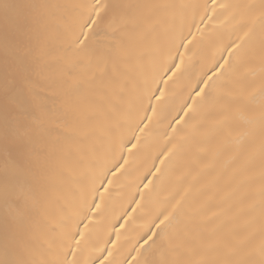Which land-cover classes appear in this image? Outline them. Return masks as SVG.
<instances>
[{"label":"snow or ice","instance_id":"snow-or-ice-1","mask_svg":"<svg viewBox=\"0 0 264 264\" xmlns=\"http://www.w3.org/2000/svg\"><path fill=\"white\" fill-rule=\"evenodd\" d=\"M212 3L213 15L217 7L229 12L226 21L243 34L196 80L183 115L168 122L191 129L193 139L200 134L195 151L189 156L170 136L161 153L168 166L153 160L147 183L136 184L130 210L120 214L119 228H131L137 210L149 215L145 190L182 185L151 218L136 264H264V0ZM200 7L0 0V264H88L77 221L93 222L121 189L117 174L137 171L133 150L149 124L167 119L168 81L192 59L184 17ZM157 75L165 88L153 91ZM140 111L139 135L125 143L121 130ZM143 120L149 124L141 127ZM204 157L209 162L193 173ZM113 230L100 264H118Z\"/></svg>","mask_w":264,"mask_h":264},{"label":"bare ground","instance_id":"bare-ground-1","mask_svg":"<svg viewBox=\"0 0 264 264\" xmlns=\"http://www.w3.org/2000/svg\"><path fill=\"white\" fill-rule=\"evenodd\" d=\"M51 2H72V0H51ZM125 2L195 4L202 7L195 11L189 9L184 17L183 36L187 38L185 43H187L188 40L192 41V43L189 44V56H191L192 59L189 60L188 57H186L185 67L182 68L181 72H178L172 80L168 81L166 91L168 95L169 113L167 119L157 123L154 118L151 124H149L147 120H143V123L140 125L143 127V124H149L148 128L145 130V136L141 139V144L138 145L140 149L139 152L137 153V150H133V154L139 157L137 161L139 165L137 171L130 176L117 174L114 180L121 189L114 193L110 200L106 197L105 204L101 207L92 223L89 224L86 219L77 221L80 224V230L85 231L86 234V241L83 244V254L80 259L88 262V264H100V261L107 255L106 251L102 252L101 250L105 248V245H107L109 249L112 248L109 241L115 240L116 238L113 226H115V229L120 233V240L117 244V248L113 250L118 264H136L137 259L140 258L137 256V250L143 252V249L139 247L140 244L143 243L141 237L143 233L148 231L151 218L155 216L160 209L168 207V201H170L172 197L178 198L177 193L181 191L182 185L173 182L168 184L163 190L159 187L151 192L145 190V202L149 205L146 211L149 212V215H143L140 210H137V213L134 215L139 218L135 220V225L131 228H119V224L122 223V220L119 219L120 214L125 209L130 210L129 200L137 191L136 184H140L141 181L147 183V179L144 178V173L148 168L152 167L153 160H155L156 165L160 166L162 169L168 166V160L165 159L161 153L166 151V146L171 147L170 144H167L170 136L175 135L176 139L173 141L174 143L179 144L183 141L184 151L188 153L189 156L195 151L197 141L201 138L200 134H197V137L193 139L191 136V129L181 130L182 125L180 123L173 122L171 126H169L168 122L172 121L174 117L183 115L181 108L185 102H192L189 98V94L195 95L193 89L196 88V80L205 72L210 75L211 72L209 69L217 60H220L221 54L227 57L225 46L231 41H236L238 37L243 34V30L236 26L235 21L231 23L226 21V17L230 14L229 12H224L217 7L216 13L213 15L211 11L213 7L212 0H125ZM250 3H259V0H216L217 5H244ZM203 6H207L208 8L206 14ZM201 16L205 17L203 21L200 18ZM208 16H212L213 18L209 20L207 18ZM197 28H199L200 31H197ZM181 51H183V49H181ZM172 55H176L174 50ZM176 62L179 63L178 60ZM144 72L146 77L151 80L154 75L152 69L146 68ZM168 75H171V73L164 75L165 80L168 79ZM157 86H159L160 89L165 88L158 75L156 76V83L152 84V90L155 91ZM152 103L155 104L156 101L153 100ZM143 104L144 107H148L146 99L143 101ZM148 115H151L150 111ZM143 116V111H140L138 118L130 126L126 125L121 130L125 143L131 141L133 133L139 135L135 125L136 123H140ZM209 119H211V117H209ZM173 128L177 129L175 134L172 132ZM185 137H187V139H184ZM258 137L259 133L257 132V139ZM128 147H131L130 143H128ZM157 157H159V159H157ZM118 158L117 154V159ZM184 158L187 159L188 157ZM160 159H164V165H160ZM208 162L209 160L207 157L200 159L198 164L192 168L193 173L202 169ZM221 163H223V160ZM259 170L260 161L257 159L253 167L254 174L258 176ZM258 185L259 181L257 180L255 186L258 187ZM136 198L138 199L139 197L137 196ZM97 203H99V200H97ZM134 206L135 205H131V207ZM85 224L88 225L87 229H85Z\"/></svg>","mask_w":264,"mask_h":264}]
</instances>
